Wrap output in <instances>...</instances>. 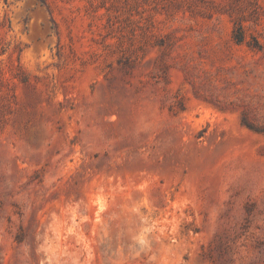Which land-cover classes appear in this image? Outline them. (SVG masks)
Segmentation results:
<instances>
[{
  "label": "rangeland",
  "instance_id": "rangeland-1",
  "mask_svg": "<svg viewBox=\"0 0 264 264\" xmlns=\"http://www.w3.org/2000/svg\"><path fill=\"white\" fill-rule=\"evenodd\" d=\"M0 264H264V0H0Z\"/></svg>",
  "mask_w": 264,
  "mask_h": 264
},
{
  "label": "trees",
  "instance_id": "trees-1",
  "mask_svg": "<svg viewBox=\"0 0 264 264\" xmlns=\"http://www.w3.org/2000/svg\"><path fill=\"white\" fill-rule=\"evenodd\" d=\"M239 29L240 28H236V33H234V40L236 43H241L243 41V37L240 35Z\"/></svg>",
  "mask_w": 264,
  "mask_h": 264
}]
</instances>
